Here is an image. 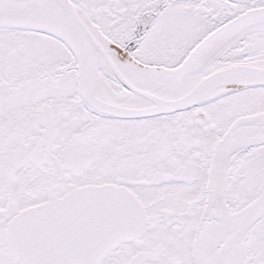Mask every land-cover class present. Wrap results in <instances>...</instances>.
Here are the masks:
<instances>
[{"label": "snow or ice", "instance_id": "obj_1", "mask_svg": "<svg viewBox=\"0 0 264 264\" xmlns=\"http://www.w3.org/2000/svg\"><path fill=\"white\" fill-rule=\"evenodd\" d=\"M0 264H264V0H0Z\"/></svg>", "mask_w": 264, "mask_h": 264}]
</instances>
